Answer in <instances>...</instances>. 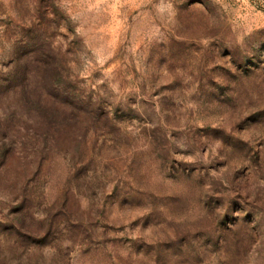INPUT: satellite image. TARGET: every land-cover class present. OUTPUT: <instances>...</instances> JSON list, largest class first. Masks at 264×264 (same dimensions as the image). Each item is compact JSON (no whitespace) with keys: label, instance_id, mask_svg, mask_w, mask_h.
I'll return each instance as SVG.
<instances>
[{"label":"rangeland","instance_id":"374dc122","mask_svg":"<svg viewBox=\"0 0 264 264\" xmlns=\"http://www.w3.org/2000/svg\"><path fill=\"white\" fill-rule=\"evenodd\" d=\"M0 264H264V0H0Z\"/></svg>","mask_w":264,"mask_h":264}]
</instances>
